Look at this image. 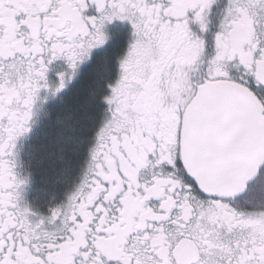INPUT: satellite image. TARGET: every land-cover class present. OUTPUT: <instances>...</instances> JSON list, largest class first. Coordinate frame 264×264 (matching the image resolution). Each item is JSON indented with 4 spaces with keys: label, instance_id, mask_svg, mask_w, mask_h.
Wrapping results in <instances>:
<instances>
[{
    "label": "snow or ice",
    "instance_id": "1",
    "mask_svg": "<svg viewBox=\"0 0 264 264\" xmlns=\"http://www.w3.org/2000/svg\"><path fill=\"white\" fill-rule=\"evenodd\" d=\"M0 264H264V0H0Z\"/></svg>",
    "mask_w": 264,
    "mask_h": 264
}]
</instances>
